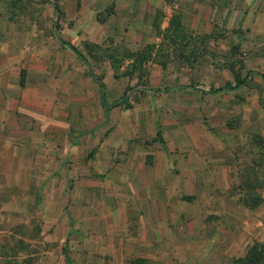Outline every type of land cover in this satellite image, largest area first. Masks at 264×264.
Returning a JSON list of instances; mask_svg holds the SVG:
<instances>
[{
  "label": "rangeland",
  "instance_id": "374dc122",
  "mask_svg": "<svg viewBox=\"0 0 264 264\" xmlns=\"http://www.w3.org/2000/svg\"><path fill=\"white\" fill-rule=\"evenodd\" d=\"M4 26L15 38L27 31L39 35L36 43H43L45 58L53 61L31 68V80L40 88L33 91L42 90L44 100H52L61 113L55 121L64 124L63 140L93 144L85 161L121 179L127 176L126 187H140L150 169L162 164V156L172 157L174 167L183 157H201L202 169L189 173L193 178L206 173L209 187L222 175L216 166L222 158L228 170L235 164L236 179L227 192L240 194L234 202L248 212H241L240 219L264 218V82L256 75L248 81L247 75H264V0H61L55 5L52 0H0V30ZM66 44L102 81L106 104L126 96L127 107L104 113L86 64ZM18 78L16 92L24 86L23 71ZM238 81L247 84L204 93ZM172 85L194 89L146 90ZM33 94L27 93L29 102ZM19 109L28 113V107ZM6 182L0 178V184ZM0 189L4 207L8 197L5 187ZM189 199L201 203L200 197ZM16 202L21 209L0 210V264H57L62 245L37 243L39 213L24 210L23 196ZM222 216L229 226L224 234L232 239L224 237L219 244L225 252L220 264H234L252 245H264L260 227L242 232L245 226L237 227L236 215ZM43 251L44 259L39 256Z\"/></svg>",
  "mask_w": 264,
  "mask_h": 264
},
{
  "label": "crops",
  "instance_id": "0c3cea01",
  "mask_svg": "<svg viewBox=\"0 0 264 264\" xmlns=\"http://www.w3.org/2000/svg\"><path fill=\"white\" fill-rule=\"evenodd\" d=\"M0 31V178L7 180L0 187L8 197L0 210L21 209L16 198L23 196L24 210L40 215L37 243L62 245L54 256L57 264H220L225 252L219 244L224 237L232 239L231 233L224 234L229 226L222 215L228 214L236 215L237 227L245 226L242 232L260 227L264 239V218L240 219L241 212L248 214L234 202L240 194L228 196L227 186L236 179L235 164L228 170L222 158L216 165L222 175L209 187L206 173L197 178L189 173L202 169L206 162L201 157H183L174 167L172 157L162 156V164L157 171L155 165L150 169L140 187H126L127 176L121 179L85 161L93 144L63 140L64 124L55 121L61 113L52 100H44L42 90L33 91L40 88L31 80V68L53 61L45 58L43 43H36L39 35L27 31L15 38L5 26ZM20 71L24 86L16 92ZM30 92H34L32 103ZM19 106L28 107V113ZM15 178L26 183H15ZM15 186L19 190L12 191ZM260 193L264 199V189ZM190 196L200 197L201 203L192 202ZM48 228L53 233L48 234ZM46 254L39 256L44 259Z\"/></svg>",
  "mask_w": 264,
  "mask_h": 264
},
{
  "label": "trees",
  "instance_id": "16d2710c",
  "mask_svg": "<svg viewBox=\"0 0 264 264\" xmlns=\"http://www.w3.org/2000/svg\"><path fill=\"white\" fill-rule=\"evenodd\" d=\"M52 1H53V5H55V2L61 1V0H52ZM54 10H56L55 6H54ZM55 37L59 41L58 36L56 35ZM66 45L73 51L74 54H76L79 58L82 59L81 55L76 50H74V48H72L68 44H66ZM84 63L86 64V67H87L88 77L96 84V86L98 88L99 102H100L101 107L104 110V113L106 114L107 111H109V109L114 108V107L119 106V105L127 107L128 103H127V97L126 96L120 97V98L110 102L109 104H106L105 93H104V84L102 83V81L97 76H95L91 67L85 61H84ZM247 75H248V81L250 80V78L253 75H256L264 82V75L263 74H260V73L254 72V71H248ZM245 84H247V82L238 81L234 86H226V87H219V88H215V89H209V90L205 91L204 93L209 94V95H213V94L220 93L222 91H234V90L240 88L241 86H243ZM186 89H194V87L189 86V85H172V86L161 87V88H148L146 90L154 92V93H160V92H168V91L176 92V91H182V90H186ZM232 261L234 264H264V245H262V244L252 245L251 247H249L247 249L246 253L243 256H241L239 258H235Z\"/></svg>",
  "mask_w": 264,
  "mask_h": 264
}]
</instances>
